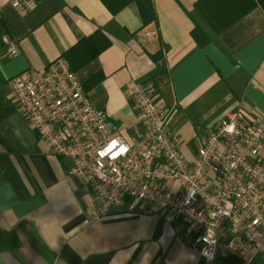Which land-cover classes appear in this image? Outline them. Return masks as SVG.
Returning a JSON list of instances; mask_svg holds the SVG:
<instances>
[{
	"label": "crops",
	"instance_id": "obj_1",
	"mask_svg": "<svg viewBox=\"0 0 264 264\" xmlns=\"http://www.w3.org/2000/svg\"><path fill=\"white\" fill-rule=\"evenodd\" d=\"M151 1L154 18L142 22L131 7L113 14L102 0H39L25 15L0 0V264H264V250L208 260L182 217L127 195L88 220L92 195L74 161L49 153L11 96L10 77L62 57L93 107L133 142L145 131L127 93L135 80L171 109L168 130L187 159L228 111L264 115V9L249 7L215 32L200 0ZM251 1L200 8L223 9L225 20ZM97 30L110 44L86 60V48L74 46ZM3 34L16 55H6Z\"/></svg>",
	"mask_w": 264,
	"mask_h": 264
},
{
	"label": "built area",
	"instance_id": "obj_2",
	"mask_svg": "<svg viewBox=\"0 0 264 264\" xmlns=\"http://www.w3.org/2000/svg\"><path fill=\"white\" fill-rule=\"evenodd\" d=\"M38 2L10 0L20 15ZM1 41L6 55L17 54L13 37L3 34ZM8 83L14 102L49 153L74 161L73 172L92 195L88 220L103 218L127 195L147 202L155 212L182 217L208 260L264 250L263 114L251 118L240 110L228 111L187 159L168 130L171 109L135 80L127 83V93L145 131L133 142L93 107L62 57L43 69L15 74Z\"/></svg>",
	"mask_w": 264,
	"mask_h": 264
},
{
	"label": "trees",
	"instance_id": "obj_3",
	"mask_svg": "<svg viewBox=\"0 0 264 264\" xmlns=\"http://www.w3.org/2000/svg\"><path fill=\"white\" fill-rule=\"evenodd\" d=\"M102 2L106 5V7L111 11V13H116L118 10L122 9L123 7H131L138 18L142 22H148L151 21L154 18V10L151 0H102ZM207 0H200L196 3V8L206 16L207 22L212 25L214 28L213 30L215 32L221 30L228 24H230L233 20H235L241 13H243L247 8L252 7L256 4H259L264 9V0H257V1H251V3L248 5V7H244L241 9L238 13H233L229 17H227L225 20L222 19L223 15V9H220L219 11L217 9H212L209 11L203 10L200 8L201 3L205 7V3ZM194 35V34H193ZM209 39L205 38L203 42H200L201 44L207 42ZM87 44V45H85ZM110 44V41L106 38V36L100 31L97 30L94 34L85 37L80 42H78L74 48H77L79 46H84L87 51V59L89 60L93 58L96 54H98L102 49L107 47ZM95 79L92 78V81Z\"/></svg>",
	"mask_w": 264,
	"mask_h": 264
}]
</instances>
